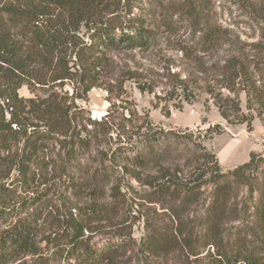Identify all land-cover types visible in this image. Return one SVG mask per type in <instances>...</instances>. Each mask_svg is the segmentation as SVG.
<instances>
[{"label": "trees", "instance_id": "obj_1", "mask_svg": "<svg viewBox=\"0 0 264 264\" xmlns=\"http://www.w3.org/2000/svg\"><path fill=\"white\" fill-rule=\"evenodd\" d=\"M255 12L264 22V0ZM156 41L113 0H0V264H177L169 257L180 253L190 264H264L263 156L223 172L191 132H164L146 112L128 109V125H114L122 100L108 51H147ZM180 51L182 70L159 74L166 100L177 99L171 106L205 95L229 124L264 122V67L236 36L197 23ZM155 82L137 86L153 93ZM94 87L113 97L99 118L77 104ZM170 144L189 152L183 165L164 163ZM148 166L155 173L144 174ZM130 180L167 215L144 221L138 238Z\"/></svg>", "mask_w": 264, "mask_h": 264}, {"label": "rangeland", "instance_id": "obj_2", "mask_svg": "<svg viewBox=\"0 0 264 264\" xmlns=\"http://www.w3.org/2000/svg\"><path fill=\"white\" fill-rule=\"evenodd\" d=\"M113 1L119 11L129 12L130 16L142 19L147 26L156 31L157 37L155 44L147 51L138 49L108 51L114 61L113 71L109 77L112 79L111 84H114L115 87L114 94H119V98L122 100V102L117 101L120 103V107L114 112V125H128L126 120L129 116L128 109L136 110L139 115L146 112L151 121L164 132L173 131L186 134L191 132L193 139L202 143L216 155L223 172L248 161L251 153L264 157V122L260 118L254 117L249 126L246 123L229 124L220 117L211 102L207 103L208 108H206L204 105L205 95H201L192 104L183 103L181 110L176 109L171 105L177 99L166 100L168 95L165 94L167 88L163 84L165 79L159 75L166 74L168 69L171 72L182 70L184 61L181 57L180 47L190 43L195 25L202 22L216 25L231 33L232 36H236V41L243 42L244 48L255 55L254 67H264V22L255 12L259 8L261 0ZM148 79L156 81L153 93L141 92L137 86L138 83H143ZM117 87H119L118 90ZM19 94L23 97L32 96L25 86L19 89ZM112 100V95L102 87H94L88 92L86 100H78L77 104L92 117L99 118L107 112ZM157 102H159L158 106H156ZM162 106H164L163 111L161 110ZM241 107L245 108L244 95H241ZM166 109H169V115L164 114ZM212 126H215L219 132L207 131ZM115 132L113 129L114 138ZM167 147L163 154L165 164L179 162L180 165H183L190 155L184 146L176 147L175 144H170ZM232 148L235 149L236 154L230 160H226V151ZM139 149L140 147L128 148L127 151L122 152V159L125 155L133 156ZM155 171L156 168L148 166L145 168L144 174H152ZM123 181H127V178ZM129 183L135 188L132 195L136 199V205L131 209L132 213L141 216V219L135 221L132 227L134 236L138 238L144 233V221L147 220L149 223L160 219L166 221L167 215L161 213L162 209L157 202L147 200L151 189L138 185L133 180H130ZM238 193L241 195V191ZM199 209L200 207H198ZM98 238L99 236L93 235L92 241L95 242ZM124 260L122 258L121 262ZM169 260L177 264H190L192 259L180 253L170 256ZM55 264L64 263L56 262ZM70 264L104 263L76 260L71 261Z\"/></svg>", "mask_w": 264, "mask_h": 264}, {"label": "bare ground", "instance_id": "obj_3", "mask_svg": "<svg viewBox=\"0 0 264 264\" xmlns=\"http://www.w3.org/2000/svg\"><path fill=\"white\" fill-rule=\"evenodd\" d=\"M235 154H236L235 149L233 150V148H232V149L227 150L226 155H225L226 160H230L231 158H233L235 156Z\"/></svg>", "mask_w": 264, "mask_h": 264}]
</instances>
